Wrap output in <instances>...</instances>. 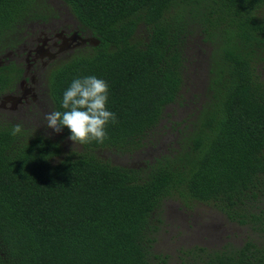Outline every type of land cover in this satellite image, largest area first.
Wrapping results in <instances>:
<instances>
[{
    "label": "trees",
    "instance_id": "obj_1",
    "mask_svg": "<svg viewBox=\"0 0 264 264\" xmlns=\"http://www.w3.org/2000/svg\"><path fill=\"white\" fill-rule=\"evenodd\" d=\"M64 1L98 44L51 70L55 110L73 78L96 75L116 120L102 141L68 150L25 128L12 136L17 123L0 121V264H264V0ZM56 12L48 0H0V53ZM194 35L210 47L196 118L142 165L101 155L157 144L166 108L182 99ZM171 199L211 203L257 236L182 248L172 263L155 251Z\"/></svg>",
    "mask_w": 264,
    "mask_h": 264
},
{
    "label": "rangeland",
    "instance_id": "obj_2",
    "mask_svg": "<svg viewBox=\"0 0 264 264\" xmlns=\"http://www.w3.org/2000/svg\"><path fill=\"white\" fill-rule=\"evenodd\" d=\"M48 1L57 10V16L33 21L27 29L19 32L20 44L15 49L0 53V72L7 71L11 63H15V71L19 66L13 84L0 90V121L15 122L32 133H43L54 140L59 139L65 150L80 149L81 144L71 141L63 129L57 133L47 128L46 114L55 110L48 72L76 54L91 52L98 41L90 31L80 28L78 18L64 0ZM77 30L80 37L83 33L87 42L75 41L76 44L71 43L68 47L54 45L62 41L58 37L62 34L74 39ZM209 50L208 43L201 37H191L182 99L166 108L159 126L160 133L154 137L157 144H148L145 150L133 154L117 155L105 149L101 155L111 157L117 164L138 166L144 160H153L154 156L166 152L171 142L176 141L180 130L196 118L197 109L203 102L209 77ZM262 73L264 77V68ZM22 81L24 85H21ZM24 87L28 90L35 89L32 92L37 98L33 102L25 103L26 100L22 99ZM163 210L155 251L171 255L172 263L182 248L196 245L215 249L229 244L242 246L249 237L257 236L249 227L231 221L211 203L195 201L190 206H185L180 201L171 199L165 203Z\"/></svg>",
    "mask_w": 264,
    "mask_h": 264
},
{
    "label": "clouds",
    "instance_id": "obj_3",
    "mask_svg": "<svg viewBox=\"0 0 264 264\" xmlns=\"http://www.w3.org/2000/svg\"><path fill=\"white\" fill-rule=\"evenodd\" d=\"M109 85L96 75L77 76L63 90L60 107L46 114L47 128L59 133L69 130V139L76 144L92 140L102 141L107 135V126L116 120L109 108ZM12 136L23 134L20 124L9 130Z\"/></svg>",
    "mask_w": 264,
    "mask_h": 264
},
{
    "label": "flooded vegetation",
    "instance_id": "obj_4",
    "mask_svg": "<svg viewBox=\"0 0 264 264\" xmlns=\"http://www.w3.org/2000/svg\"><path fill=\"white\" fill-rule=\"evenodd\" d=\"M78 31L79 30H77V35L74 37V39L73 38H68V37H66V36H63V34L62 35H59L58 37L62 40V41H59V42H56V43H54V45H58V46H63V45H66L67 47L69 46V45H71V43H74V44H76L75 43V41H82V43H85V42H87L88 41V39L87 38H85V37H83V33H81V37H80V34L78 33ZM51 72V70L48 72V74ZM32 81H35V80H32ZM24 82L26 83L27 82V80L25 79L24 80ZM21 85H24V83H23V81L21 82ZM2 90V89H1ZM33 90H35V89H33V88H31V89H27L26 87H24V89H23V92L21 93L22 95V99H24V100H26L25 101V103H29V102H33V100H35L36 98H37V95L35 94V93H33L32 91ZM30 96L32 97V98H30ZM31 99V100H30ZM8 100H10L9 98H8ZM23 102V101H22ZM14 108H16L15 106H14Z\"/></svg>",
    "mask_w": 264,
    "mask_h": 264
}]
</instances>
